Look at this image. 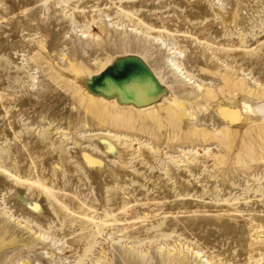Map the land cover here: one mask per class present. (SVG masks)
<instances>
[{
  "label": "rangeland",
  "instance_id": "rangeland-1",
  "mask_svg": "<svg viewBox=\"0 0 264 264\" xmlns=\"http://www.w3.org/2000/svg\"><path fill=\"white\" fill-rule=\"evenodd\" d=\"M126 55L168 94L87 89ZM0 257L264 264V0H0Z\"/></svg>",
  "mask_w": 264,
  "mask_h": 264
},
{
  "label": "water",
  "instance_id": "water-1",
  "mask_svg": "<svg viewBox=\"0 0 264 264\" xmlns=\"http://www.w3.org/2000/svg\"><path fill=\"white\" fill-rule=\"evenodd\" d=\"M85 86L94 95L116 97L120 103L138 107L159 101L169 91L137 55L115 58L103 71L87 79Z\"/></svg>",
  "mask_w": 264,
  "mask_h": 264
},
{
  "label": "bare ground",
  "instance_id": "bare-ground-1",
  "mask_svg": "<svg viewBox=\"0 0 264 264\" xmlns=\"http://www.w3.org/2000/svg\"><path fill=\"white\" fill-rule=\"evenodd\" d=\"M73 77H74V75H73ZM90 99H91L90 104L94 108L96 107V109H97V98L95 99V97L90 96ZM252 105H254V104H252ZM255 107L256 106L254 105V107H248V108L250 109L251 112H253L255 110ZM262 118L263 117H261V115L259 114L257 117L253 118V120L256 119L258 121L259 119H262ZM112 149H113V147H112ZM86 158L89 162H93V163L96 162V160L90 156H87ZM34 208H38V205L36 203L34 204ZM151 208L153 209L151 211L153 214L154 213H159V214L165 213L164 205L162 206V205L155 203V205L152 206ZM139 218L140 217L138 215H136L135 220L137 221ZM164 219H166L165 215L162 217L161 223H160V221H158L156 223H151V225H149V226L145 225L144 227H141L140 225H129V226L125 227L124 229H126V231H124L123 237L119 239L120 243L124 240V241L131 244V248L135 249L136 246L143 245L144 243H150L152 240H154L156 242L159 241L161 238H164L166 236V233L162 230L163 228H161V226H163V224H164ZM140 221L144 222V219H141ZM95 243H96V239H94L92 236H91V238L89 237L88 243L86 244V249L91 250ZM124 249L127 250L128 248H124ZM133 253L134 252H131V254H133ZM195 255H196V257H198L201 254L199 251H196ZM146 256H147V253H145L143 255V257H146ZM4 260H5V258L0 257L1 264H3ZM17 264H20V262H18ZM22 264H29V263L25 262Z\"/></svg>",
  "mask_w": 264,
  "mask_h": 264
}]
</instances>
